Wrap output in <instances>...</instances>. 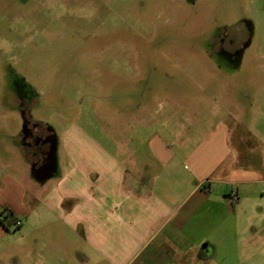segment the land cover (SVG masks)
<instances>
[{
    "label": "rangeland",
    "instance_id": "1",
    "mask_svg": "<svg viewBox=\"0 0 264 264\" xmlns=\"http://www.w3.org/2000/svg\"><path fill=\"white\" fill-rule=\"evenodd\" d=\"M188 1L0 0V178L30 175L26 124L42 126L66 162L64 137L76 128L147 152L155 136L182 144L180 128L188 142L193 124L200 134L226 108L249 126L263 174L264 0ZM232 28L249 33L236 69L215 51ZM252 188L236 211L214 197L187 228L196 248L178 264H264V183ZM9 228L16 241L19 227Z\"/></svg>",
    "mask_w": 264,
    "mask_h": 264
},
{
    "label": "crops",
    "instance_id": "2",
    "mask_svg": "<svg viewBox=\"0 0 264 264\" xmlns=\"http://www.w3.org/2000/svg\"><path fill=\"white\" fill-rule=\"evenodd\" d=\"M224 111L200 134L193 124L188 142L180 139V126L176 137L182 144L155 136L149 155L140 147L109 148L79 128L65 134L66 162L54 150V160L40 173L27 155L31 169L23 181L9 173L0 178V212L10 211L21 222L13 242L11 228L0 222V264L188 260L196 246L187 228H197L194 220L213 211L214 197L223 196L220 206L226 209L235 200L236 211L252 187L264 183L254 142L245 136L249 126L238 112Z\"/></svg>",
    "mask_w": 264,
    "mask_h": 264
},
{
    "label": "flooded vegetation",
    "instance_id": "3",
    "mask_svg": "<svg viewBox=\"0 0 264 264\" xmlns=\"http://www.w3.org/2000/svg\"><path fill=\"white\" fill-rule=\"evenodd\" d=\"M188 2L195 3L194 0ZM231 31L230 33V30H226L219 36H215L214 39L218 41L215 42V51L217 57H221L224 64H230L236 69L239 66L242 51L249 45V33L247 29L242 31L239 28H232ZM26 123H29V121L27 120ZM24 134L23 145L28 155L33 158L34 164L39 166L40 173H42L44 168L50 164L53 156L54 147L51 146V136L42 126L37 128V125L32 126L29 124H26Z\"/></svg>",
    "mask_w": 264,
    "mask_h": 264
},
{
    "label": "trees",
    "instance_id": "4",
    "mask_svg": "<svg viewBox=\"0 0 264 264\" xmlns=\"http://www.w3.org/2000/svg\"><path fill=\"white\" fill-rule=\"evenodd\" d=\"M207 186H204V189H206ZM17 219L16 217L10 212V211H3L0 212V222L5 225L6 228H9L12 223H16Z\"/></svg>",
    "mask_w": 264,
    "mask_h": 264
},
{
    "label": "built area",
    "instance_id": "5",
    "mask_svg": "<svg viewBox=\"0 0 264 264\" xmlns=\"http://www.w3.org/2000/svg\"><path fill=\"white\" fill-rule=\"evenodd\" d=\"M233 197H237V195L235 193H233ZM16 226L19 227L21 226V222L20 221H16Z\"/></svg>",
    "mask_w": 264,
    "mask_h": 264
},
{
    "label": "water",
    "instance_id": "6",
    "mask_svg": "<svg viewBox=\"0 0 264 264\" xmlns=\"http://www.w3.org/2000/svg\"><path fill=\"white\" fill-rule=\"evenodd\" d=\"M202 248H203V249L207 248V244H204V245L202 246Z\"/></svg>",
    "mask_w": 264,
    "mask_h": 264
}]
</instances>
